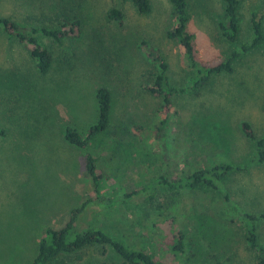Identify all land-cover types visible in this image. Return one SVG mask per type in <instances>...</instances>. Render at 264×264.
<instances>
[{
    "label": "rangeland",
    "instance_id": "obj_1",
    "mask_svg": "<svg viewBox=\"0 0 264 264\" xmlns=\"http://www.w3.org/2000/svg\"><path fill=\"white\" fill-rule=\"evenodd\" d=\"M46 2L0 0V16L33 23L27 17L46 10ZM150 2L151 12L143 15L127 0H85L81 36L70 47L66 44L70 59L54 62L44 76L24 46L0 34V132L5 131L0 134V264H30L45 229L62 227L88 200L76 222L78 231L101 230L159 264H257L245 241L243 215L264 211V168L251 161L241 123L258 133L264 125V49L243 57L231 77L211 80L196 96L177 95L172 123L157 137L163 115L160 100L145 87L147 74L156 71L149 53L167 63L177 87L186 85L190 69L182 48L166 38L174 24L169 0ZM188 2L196 58L215 65L226 50L215 40L220 0ZM114 6L124 13L121 24L107 19ZM240 14L242 38L247 40L249 20L253 14L258 20L264 16V4L241 0ZM97 46L104 51V63L100 51H91ZM54 52L57 57L59 52ZM102 86L111 89L113 102L109 129L89 144L102 176L97 200L85 175L86 151L69 144L65 130L85 134L96 122L95 93ZM216 113L226 127V142L208 126L219 122ZM225 162L242 170L219 182V190L171 192L157 180ZM149 194L154 201L146 200ZM196 215L227 224L232 244L223 250L203 240L201 257L193 258L187 246L175 259L167 244L184 232L183 242L193 244V237L201 234L195 228ZM256 224L264 245V219ZM64 263L120 264L109 249L105 255L85 250L82 260L70 257Z\"/></svg>",
    "mask_w": 264,
    "mask_h": 264
},
{
    "label": "trees",
    "instance_id": "obj_2",
    "mask_svg": "<svg viewBox=\"0 0 264 264\" xmlns=\"http://www.w3.org/2000/svg\"><path fill=\"white\" fill-rule=\"evenodd\" d=\"M125 1V0H124ZM139 14L147 15L151 12L150 0H127ZM264 4V0H260ZM172 7V19L174 24L166 32V38L179 45L187 60L190 72L183 87H177L172 83L167 63L157 54L149 53L153 62H156V71L149 76V84L146 87L147 93L160 100V107L163 115L162 121L156 126L155 135L164 136L166 129L170 126L171 108L174 98L179 94L187 93L196 96L201 90L207 87L211 80L229 78L235 73V64L246 55L254 51L264 49V26L261 19H256L255 14L250 18L247 40L242 38V17L240 14L241 0H220L221 11L215 17L216 37L215 40L226 46L223 50L224 59L215 65H206L196 58L194 35L188 30L192 15L188 0H169ZM85 0H47L46 10L27 17L33 23L23 24L10 16H0V34L8 39L17 42L27 49L28 55L40 76L46 75L53 67L54 62L61 64L68 60L67 48L80 38L84 22L82 9ZM107 19L111 22L122 23L124 13L119 7H111L106 13ZM69 46L66 47V44ZM59 52L55 57L54 50ZM99 53L103 58L104 51L98 46L91 50ZM97 102V119L90 126L85 134H80L73 128H66L65 139L71 145L86 151L85 175L89 178L92 186L93 199H101L102 176L97 166V159L91 152L89 144L96 138L103 135L110 126L113 94L109 87L102 86L95 93ZM219 122L209 124L214 128L221 138L226 132L222 124L221 116L216 113ZM216 120V118H215ZM123 126V124H122ZM165 130V131H164ZM243 137L251 148V161L256 166L264 168V125L258 133L247 122L241 123ZM1 131L0 134H4ZM221 140L226 142L225 138ZM242 169L233 163H221L215 166L195 169L183 174L181 177L167 178L160 176L157 180L171 192H177L180 188H210L219 190L218 183L225 180L232 174ZM146 188V187H144ZM142 188V189H144ZM141 189V190H142ZM147 201H154L153 194L146 197ZM90 200L85 201L81 206L72 211L66 223L58 228H47L42 234L36 249V255L30 264H65L64 259L73 257L82 260L85 250L94 249L105 255L110 250L117 256L120 264H159L150 254L143 250L131 248L101 230L86 229L78 231L76 222L79 214L83 211ZM196 227L200 231L194 242L184 243L183 238L186 232L173 235L167 244L169 252L174 258H180L185 252V247L192 251V257L198 258L203 255L202 242L208 247H219L227 249L233 240L232 229L227 224L221 223L205 215H196ZM247 225L245 241L251 251L256 253V263L264 264V245L259 240L257 233V221L264 219V211L258 216L243 215ZM185 234V235H184ZM196 241V242H195ZM193 245V246H192Z\"/></svg>",
    "mask_w": 264,
    "mask_h": 264
}]
</instances>
